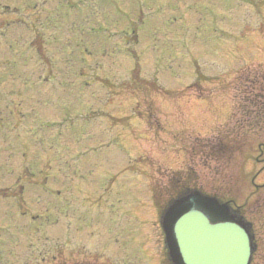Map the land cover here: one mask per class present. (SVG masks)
I'll return each mask as SVG.
<instances>
[{
    "label": "rangeland",
    "instance_id": "obj_1",
    "mask_svg": "<svg viewBox=\"0 0 264 264\" xmlns=\"http://www.w3.org/2000/svg\"><path fill=\"white\" fill-rule=\"evenodd\" d=\"M263 76L264 0H0V264H165L176 180L234 200L264 264Z\"/></svg>",
    "mask_w": 264,
    "mask_h": 264
},
{
    "label": "water",
    "instance_id": "obj_2",
    "mask_svg": "<svg viewBox=\"0 0 264 264\" xmlns=\"http://www.w3.org/2000/svg\"><path fill=\"white\" fill-rule=\"evenodd\" d=\"M212 199L200 198V208L182 205L168 214L164 228L172 257L181 264H251L253 237L247 227L218 218ZM201 220V221H200Z\"/></svg>",
    "mask_w": 264,
    "mask_h": 264
}]
</instances>
